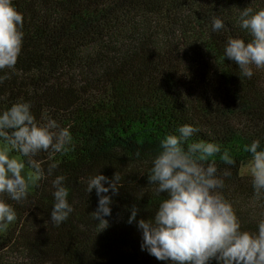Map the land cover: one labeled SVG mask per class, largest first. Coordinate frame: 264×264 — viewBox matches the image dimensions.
I'll list each match as a JSON object with an SVG mask.
<instances>
[{
  "label": "trees",
  "instance_id": "obj_1",
  "mask_svg": "<svg viewBox=\"0 0 264 264\" xmlns=\"http://www.w3.org/2000/svg\"><path fill=\"white\" fill-rule=\"evenodd\" d=\"M22 13L23 41L12 69L0 71V111L28 102L37 123L51 118L70 126L67 153L39 152L44 171L22 201L4 196L16 219L0 228V264H168L141 250V232L127 223L151 218L165 193L148 184L159 140L181 124L198 128L203 139L227 150L235 163L214 157L224 177L225 198L241 228L255 232L264 218V199L253 194L242 167L254 139L264 147V68L251 78L223 58L228 36L250 37L238 24L239 11L264 7V0H12ZM220 16L225 29L211 31ZM0 143L6 147L4 141ZM57 167L48 174V165ZM117 172L121 186L112 196L103 225L92 218L95 189L89 176ZM65 177L73 211L59 226L49 219L51 181ZM103 194V193H102ZM111 194V190L108 193ZM209 264H216L213 258Z\"/></svg>",
  "mask_w": 264,
  "mask_h": 264
},
{
  "label": "clouds",
  "instance_id": "obj_2",
  "mask_svg": "<svg viewBox=\"0 0 264 264\" xmlns=\"http://www.w3.org/2000/svg\"><path fill=\"white\" fill-rule=\"evenodd\" d=\"M23 17L12 4V0H0V71L12 69L20 54L23 32ZM239 27L246 31L249 39L228 36L223 46V58L239 69V78H251L253 67L264 68V7L253 9L246 6L238 14ZM225 29V21L218 15L211 18V31ZM7 73L0 75V82ZM70 126L61 127L54 119L37 123L28 102H16L0 111V140L7 146L0 150V228L15 221L16 213L4 199L22 201L27 196L28 184L22 170L24 160L10 157L14 150L26 159L38 177L44 175L41 161L34 159L37 153L64 154L71 150ZM199 131L192 124L178 126L174 133L165 134L148 169V184L154 185L157 195L165 193L151 218L137 217L135 205L130 208L127 223L135 220L141 232V250H146L157 260L168 264H264V218L257 223L255 232L241 228L231 203L225 198L224 177L230 176L228 169L217 171L214 159L227 165L235 163L227 150L203 139L191 140ZM244 149L251 154L249 175L253 194L264 199V147L254 139ZM57 167V162L48 165V174ZM65 177L56 175L52 181L53 204L49 219L59 226L72 213L68 202ZM120 176L113 173L111 179L99 171L88 177L85 192L95 189L97 207L92 218L103 225L111 213L112 196L117 194ZM111 194L109 195V191ZM103 193V194H102Z\"/></svg>",
  "mask_w": 264,
  "mask_h": 264
},
{
  "label": "rangeland",
  "instance_id": "obj_3",
  "mask_svg": "<svg viewBox=\"0 0 264 264\" xmlns=\"http://www.w3.org/2000/svg\"><path fill=\"white\" fill-rule=\"evenodd\" d=\"M4 147H6V146H4L3 144L0 143V150H2ZM9 155H10V157L17 158V159L21 160V158L19 156L13 154L11 151H9ZM249 167H250V164H247V165L242 167V172L244 175H249ZM22 175H24L26 178L28 188H30V189L33 188L35 181H36V176L26 165H25L24 169L22 170ZM11 224H12V222L10 224H8L7 226H10ZM4 228H2V230H4Z\"/></svg>",
  "mask_w": 264,
  "mask_h": 264
}]
</instances>
